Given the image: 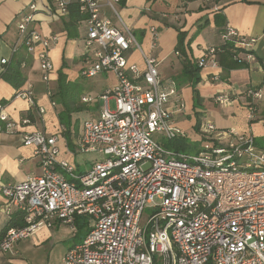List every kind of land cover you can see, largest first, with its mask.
Wrapping results in <instances>:
<instances>
[{"label":"built area","instance_id":"built-area-1","mask_svg":"<svg viewBox=\"0 0 264 264\" xmlns=\"http://www.w3.org/2000/svg\"><path fill=\"white\" fill-rule=\"evenodd\" d=\"M122 1L54 0L51 10L52 17L64 18L76 4L86 16L82 76L112 74L117 79L101 96L105 108L99 118L85 122L71 151L93 155L84 172L62 157L59 142L64 126L55 134L22 131L33 124L32 118L16 121L7 111L8 104L0 102V131L23 133L22 143L35 149L41 168L40 174L22 182L0 185L5 212L11 218L19 215L23 222L6 230L0 252L10 253L15 244L42 228L52 229L56 222L76 232L77 219L86 218L88 233L66 253L63 264H264V150L252 134L218 129L208 119L201 122L206 140L198 142L196 151L165 149L157 143L156 135L168 144L186 137L176 123L186 104L176 82L161 78L157 59L143 51L124 22L117 7ZM104 6L119 25L105 17ZM32 21L30 15L21 19L19 42L28 53L40 47L42 80L49 85L54 69L50 52L58 37L29 29ZM152 34L154 50L159 37L155 30ZM230 41L234 60L256 61L260 38L227 27L221 33L222 44L208 47L197 65L217 66V54ZM132 49L140 52L144 69L129 63ZM7 63L1 60L2 65ZM47 95L53 96L49 86ZM17 97L39 116L45 114L31 84ZM244 97L252 119L262 93L249 88ZM112 99L115 111L109 108ZM214 101L221 108L237 102L225 93H218ZM146 208L151 214L144 220Z\"/></svg>","mask_w":264,"mask_h":264},{"label":"crops","instance_id":"crops-1","mask_svg":"<svg viewBox=\"0 0 264 264\" xmlns=\"http://www.w3.org/2000/svg\"><path fill=\"white\" fill-rule=\"evenodd\" d=\"M34 5L36 6L33 7ZM54 7V0L38 2L0 0V74L21 59L20 71L25 79L24 84L16 89L0 78V102L8 104L7 111L14 120L19 121L26 116L32 118L33 124L22 129L26 132L36 130L46 131L48 134L59 132L63 126L60 123L59 113L65 110L59 87L62 86L67 93L71 90L69 88L71 83H76L79 77H83L81 71L85 64L83 44L86 36L85 24L79 23L76 31L74 27L68 30L65 24L66 17L51 16ZM117 7L124 22L138 38L143 51L157 59L161 78L174 82L176 80L173 77L179 78L176 84L186 104L185 113L176 119L179 128L187 134L192 127L196 128L198 120L200 124L204 119H208L218 129L232 128L241 133L252 134L257 147L264 150V146H261V143H264V0H124ZM102 11L105 17L115 25H119L117 18L108 7L104 6ZM29 15L33 16L29 29L38 31L44 37H58L50 52L54 69L49 85L42 80V72L39 68L37 53L40 47L34 53H28L26 45L19 42L18 24L24 16ZM226 27H232L247 37L260 38L256 61L246 64L235 62L229 53L223 52L217 54V66H208L198 73H185V61L196 66L198 59L208 47L221 44V32ZM152 30L157 31L159 37L158 45L154 50L151 48ZM179 32L185 35L186 57L176 52ZM2 59H7L8 63L2 65ZM127 59L129 63L144 69L139 51L130 50ZM71 65L80 66L81 70L76 72L75 68L73 70L70 68ZM61 73L65 77L64 85L59 84ZM196 74L200 77L196 89L201 98L200 105L206 109L204 113L199 110L195 100L193 84ZM108 75L112 74H101L93 79L110 80ZM112 78L114 84L100 81L103 93L117 83L114 75ZM28 84L33 87L37 104L46 110L43 116H39L25 99L17 97V92L27 88ZM48 86L52 91V97L47 95ZM249 88L259 89L262 93L252 119L248 117V110L244 106L246 102L243 93ZM218 93H225L237 100L233 106L224 108V111L229 113L227 116L230 118L227 119L230 120L223 118L227 117L225 112H220L224 116L212 112H209V115L206 113L213 107L220 108L214 101ZM84 97L92 98L90 94L83 95L82 103L93 102H84L82 100ZM51 101L56 105L52 106ZM237 108H241L243 112L236 115ZM72 110L80 111L82 107L74 103ZM102 110L103 108L96 107L92 113V120L98 119ZM0 125L3 123L0 122ZM198 134L201 135L200 131ZM22 135L23 133L0 131V185L19 183L30 175L41 173L40 160L35 155V149L22 143ZM78 137L79 133L76 136L72 135V143L69 144L71 141H68L63 132L59 142L62 157L74 164H76V155L71 154V151L74 150V143ZM89 166L90 164H87L85 170ZM85 170L79 168V172ZM5 205V199L0 191V234L11 220L5 212ZM88 230L86 218L77 219L76 232L69 225L56 222L52 229L42 228L32 237L15 244L10 253L0 252V264H63L66 253L82 242Z\"/></svg>","mask_w":264,"mask_h":264},{"label":"trees","instance_id":"trees-1","mask_svg":"<svg viewBox=\"0 0 264 264\" xmlns=\"http://www.w3.org/2000/svg\"><path fill=\"white\" fill-rule=\"evenodd\" d=\"M122 2H124V0ZM66 18H67L66 22H65L66 28L68 30H70L71 27H74L75 31H76L77 26L79 25V23H82L86 19V16L82 15L79 12V8L76 4H72L70 6L69 15ZM226 29H227V27L224 28L221 33L225 32ZM68 33H69V36H71V32L69 31ZM184 40H185V35L182 32H179V42L176 46V52L179 55L186 57V48L184 45ZM221 44H222V42H221ZM223 47L225 49L224 52L229 53L234 60V53L232 52V48L234 47L233 42L232 41L227 42L225 45H223ZM234 61L237 62L236 60H234ZM21 63H22V60L19 59L18 61H16L15 64L11 65L8 69H6L5 71H3L0 74V78L7 81L9 84H11L16 89L20 88L25 82V79H24V77L20 71ZM244 64H246V63H244ZM184 67H185V73L186 72H189V73L197 72L198 73L202 69L198 65L195 66L193 63L187 62V61H185ZM195 78H196V80H195V83L193 84V90L195 93L196 102L200 103L201 98L198 94V90L196 89V85L199 83L200 77H198V75L196 74ZM64 79H65V77H64L63 73H61L60 79H59V81H60L59 84L64 85V81H65ZM59 90L61 91V92L59 91V94H61L60 98L63 100V105L65 106V110L59 113L60 123L66 128V130L64 131V134L66 135L68 141H71V142H69V144H70V143H72V135H75V134L78 135V128H77V133L73 132L72 128H71L72 127V121H71L72 120V114L71 113L73 112L72 106L74 104V101H72L73 97H71V90H68L69 92L66 93V90L62 86L59 87ZM66 94H67V96H66ZM243 95H244V93H243ZM244 106L246 108V104ZM199 122L200 121L198 120L197 126L195 128V130L197 132L200 131L201 123L199 124ZM200 137H201V139L197 142H202V141L206 140V138L203 134H201ZM186 139H187V134H186V137L184 139L177 140V141H180V143L178 144V146L177 145L174 146V148H176V150H180V151L187 149L186 147H183ZM191 147H192V149L188 148L190 150H187V152L196 151V148L198 147V143H196L194 146H191ZM10 226H23L22 218L19 215H14V217L11 218L7 228L4 229V231L0 234V239L4 236L6 230ZM157 264H158V262H157Z\"/></svg>","mask_w":264,"mask_h":264},{"label":"rangeland","instance_id":"rangeland-1","mask_svg":"<svg viewBox=\"0 0 264 264\" xmlns=\"http://www.w3.org/2000/svg\"><path fill=\"white\" fill-rule=\"evenodd\" d=\"M82 26H84V24H82ZM138 39V38H137ZM81 47H79L80 49ZM80 66L76 67L75 65H71L70 68L73 70L75 68L76 72L80 71L81 68H79ZM39 68H40V62H39ZM159 68V66H158ZM110 77L109 79H103L102 78H96V79H87V78H78L77 82L71 83V86L69 87L71 89V97L72 101H74L75 104L79 105L82 107V110L80 111H73L72 114V131L77 133V128H78V133L81 134L84 130V124L86 121L88 120H92V113L93 111L96 109V107H101V108H105V102L103 100H101V96L103 94L102 92V81H107L108 84H114L115 81L112 78V75H108ZM176 81H179V78L177 76L173 77ZM175 81V82H176ZM90 94L91 97L93 98V102L92 103H88V104H84L81 102V97L83 95H87ZM98 102V103H97ZM197 107L199 108V110H201L202 113L205 112L206 109H204L200 103L197 102ZM241 107V106H240ZM109 108L111 111H115L116 110V101L114 99L109 101ZM221 108V107H220ZM220 108L217 107H213L211 109H209V111H207L206 113L209 115V112H212L213 114H219L221 115L222 113L220 112H225L224 108H222L223 110L221 111ZM233 111V110H232ZM236 111V115H238L239 113H242L243 110H241V108H237L235 109ZM226 116L227 114H229L228 112L224 113ZM224 114H222L224 116ZM225 120H230L227 118L230 117H223ZM238 117H236L237 119ZM195 127V126H194ZM192 127L190 130V132H187V139L184 142V147H187V149H184L182 152H187L188 149L195 145L196 141H199L201 139L200 134H198V132L195 130V128ZM75 134V133H74ZM76 136V134H75ZM155 140L157 141V143H159V145H161L163 148L167 149V148H172L174 146H178V144L180 143V141H173L171 142V144H168L166 141L163 140V137L161 135H156ZM261 146H264V143H261ZM91 159H93V155H83V156H75V162L77 164V166L81 169V170H85V167H87V164L89 165V163H85V162H89L91 161ZM81 164V165H80ZM151 214V209L146 208L145 209V213H144V220H147L148 217Z\"/></svg>","mask_w":264,"mask_h":264}]
</instances>
